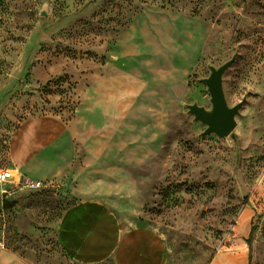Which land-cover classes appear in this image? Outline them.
<instances>
[{"label":"rangeland","instance_id":"obj_1","mask_svg":"<svg viewBox=\"0 0 264 264\" xmlns=\"http://www.w3.org/2000/svg\"><path fill=\"white\" fill-rule=\"evenodd\" d=\"M156 14L186 20L197 58L157 146L126 169L89 164L94 182L115 194L120 218L156 229L190 264H208L239 239L249 264H264V0H0V169L8 168L21 123L47 117L69 124L90 81L118 59L130 27ZM147 23L160 35L162 22ZM228 62L227 106L242 103L235 128L227 137L203 135L206 126L188 107L211 111L204 80ZM78 185L71 178L11 193L28 203L0 207V250L52 256L57 222ZM26 209L36 236L15 226V211Z\"/></svg>","mask_w":264,"mask_h":264},{"label":"crops","instance_id":"obj_2","mask_svg":"<svg viewBox=\"0 0 264 264\" xmlns=\"http://www.w3.org/2000/svg\"><path fill=\"white\" fill-rule=\"evenodd\" d=\"M149 21L163 23L160 35L152 34ZM193 34L180 15L140 16L124 37L118 59L83 91L69 124L41 117L15 129L7 168L14 183L76 178L79 185L73 192L75 202L57 222L56 252L50 257L47 253L39 257L34 251L20 256L1 249L0 264H190L175 255L156 229L120 218L115 194L104 183L94 182L88 165L126 169L128 162L141 160L157 146L166 131L163 122H168L197 58L199 45ZM27 201L18 200V206ZM26 212L30 211H15V226L36 236ZM242 243L239 239L234 250L215 253L208 264H249V250Z\"/></svg>","mask_w":264,"mask_h":264},{"label":"water","instance_id":"obj_3","mask_svg":"<svg viewBox=\"0 0 264 264\" xmlns=\"http://www.w3.org/2000/svg\"><path fill=\"white\" fill-rule=\"evenodd\" d=\"M231 63L228 62L218 69L211 68L210 76L204 80L212 104L211 111H206L197 105L188 107L189 114L206 126L203 135L215 134L219 137H227L235 128V117L239 114L242 103L229 108L222 89V76ZM18 204V200H9L2 195V210H12Z\"/></svg>","mask_w":264,"mask_h":264},{"label":"built area","instance_id":"obj_4","mask_svg":"<svg viewBox=\"0 0 264 264\" xmlns=\"http://www.w3.org/2000/svg\"><path fill=\"white\" fill-rule=\"evenodd\" d=\"M13 178L12 170L7 168L0 169V194L7 196L19 188L25 189L29 192H40L47 189V187L50 185L48 182L28 179H21L19 182L14 183ZM11 189L14 190L11 191Z\"/></svg>","mask_w":264,"mask_h":264}]
</instances>
